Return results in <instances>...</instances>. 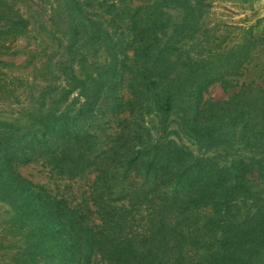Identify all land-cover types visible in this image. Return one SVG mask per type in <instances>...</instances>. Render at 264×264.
Wrapping results in <instances>:
<instances>
[{"label":"trees","instance_id":"1","mask_svg":"<svg viewBox=\"0 0 264 264\" xmlns=\"http://www.w3.org/2000/svg\"><path fill=\"white\" fill-rule=\"evenodd\" d=\"M209 7L0 0V56L32 39L46 73L27 121L0 134L13 264H264V86L239 85L264 33L218 35ZM215 85L239 89L207 98ZM172 123L216 156L168 141ZM39 161L64 180L95 174L89 193L74 203L19 172Z\"/></svg>","mask_w":264,"mask_h":264},{"label":"rangeland","instance_id":"2","mask_svg":"<svg viewBox=\"0 0 264 264\" xmlns=\"http://www.w3.org/2000/svg\"><path fill=\"white\" fill-rule=\"evenodd\" d=\"M210 7L205 17L208 28L216 29L218 35L232 37L239 34V29L255 28V34L264 33V0H208ZM232 35V36H231ZM11 53L22 51L19 55H1L0 61L11 64L4 66L0 64V134L3 131V124L16 127L17 124L25 123L36 104H32L31 98L36 100L40 95V87H46L43 76L46 75L43 63L40 60L35 62L28 59L26 51H33L34 41L21 39L11 45ZM58 57L56 61H59ZM56 76L59 75L56 74ZM255 81L264 86V45L259 47L254 55L253 62L249 65L244 77L239 80V85L243 82ZM54 82H48L51 84ZM57 87L61 85V80L57 82ZM40 86V87H39ZM239 88L225 92L220 85L210 88L207 98L213 100H228ZM53 96L56 93H52ZM32 95H34L32 97ZM78 96L74 93L66 104L61 105L64 110ZM33 101V100H32ZM49 105L45 107L48 108ZM29 111V112H28ZM152 119L147 118V125L152 127ZM10 130L11 128H7ZM169 141H174L179 145L187 147L193 156L208 155L216 156L214 153L205 154L199 146L189 136L179 132L175 123L170 125L168 130ZM222 165L225 161L222 157L217 158ZM19 172L35 184L46 186L53 194L65 196L74 203L81 201L82 197L89 193V189L95 179V174L88 175L84 179L69 181L60 179L51 172V168L43 161L33 163L26 167H20ZM15 211L9 206L0 203V244L6 241L16 242V238L10 235V227L15 219ZM14 250L0 251V264H13L11 261Z\"/></svg>","mask_w":264,"mask_h":264}]
</instances>
